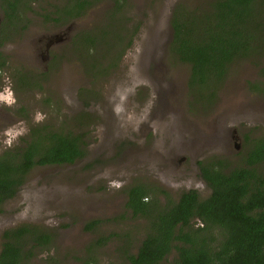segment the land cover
<instances>
[{
	"label": "rangeland",
	"instance_id": "374dc122",
	"mask_svg": "<svg viewBox=\"0 0 264 264\" xmlns=\"http://www.w3.org/2000/svg\"><path fill=\"white\" fill-rule=\"evenodd\" d=\"M24 1L12 24L0 1V153L33 125L83 134L86 145L73 165L28 174L1 208L0 246L5 230L29 224L51 240L25 264H129L148 222L126 209L127 189L146 186L161 207L190 190L204 199L199 164L231 169L264 138V56L231 65L202 109L189 106V66L169 52L170 22L211 0H100L66 22L55 14L64 0ZM103 27L96 50L75 47Z\"/></svg>",
	"mask_w": 264,
	"mask_h": 264
},
{
	"label": "trees",
	"instance_id": "16d2710c",
	"mask_svg": "<svg viewBox=\"0 0 264 264\" xmlns=\"http://www.w3.org/2000/svg\"><path fill=\"white\" fill-rule=\"evenodd\" d=\"M0 1L11 24L21 16L18 9L26 8L24 0L23 4L22 0ZM64 1L55 13L57 21L78 19L100 0ZM170 26L169 52L189 66V106H211L231 65L264 56V0H211L201 11L176 9ZM107 31L103 27L96 34L77 36L75 47L84 53L96 50L97 44L105 42ZM3 62L0 55V69ZM84 137L33 125L22 145L3 150L0 211L34 168L73 165L83 158ZM199 165L210 190L204 199L190 190L161 207L152 200L147 203L152 197L146 186L127 189L126 209L148 222L136 252L127 256L129 264H264V138L253 141L241 165L227 170L220 159ZM158 193L166 195L162 190ZM50 240L47 232L34 225L7 229L1 235L0 264H25Z\"/></svg>",
	"mask_w": 264,
	"mask_h": 264
}]
</instances>
